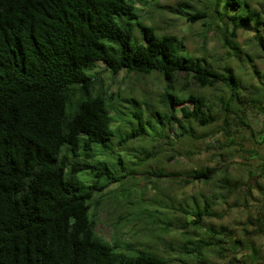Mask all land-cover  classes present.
Returning a JSON list of instances; mask_svg holds the SVG:
<instances>
[{
    "label": "trees",
    "instance_id": "1",
    "mask_svg": "<svg viewBox=\"0 0 264 264\" xmlns=\"http://www.w3.org/2000/svg\"><path fill=\"white\" fill-rule=\"evenodd\" d=\"M142 1L0 0V264H264L254 241L264 237V211L246 218L251 229L243 227L240 236L226 224L208 221L223 217L213 205L228 204L241 182L215 167L191 169L179 179L206 184L219 175L211 195L178 199L177 213L161 210L162 201L135 199L125 220L135 219L142 237L120 239L115 230L108 241L97 232L96 191L111 182L123 188V178L154 156L141 144L137 154L130 153V143L147 137L157 142L166 123L178 135L196 139L205 133L198 135L190 122L207 127L220 118L230 142V122L256 136L247 114L264 95L260 86L247 90L228 64L216 67L188 52L176 35L141 21L136 3ZM187 6L191 11L174 10L190 22L214 24L233 49L238 32L251 30L264 51V5L256 0ZM133 22L140 40L133 39ZM238 51L237 57L252 61L251 53ZM98 62L111 77L120 71L158 74L164 83L161 110L144 99L143 111L130 94L121 99L130 103L129 115L115 124L118 103L97 82ZM181 75L198 88L222 86L217 102L184 91ZM261 161L256 172L263 175L264 157ZM83 172L87 175L80 178ZM233 200L242 206L246 194ZM150 241L177 249L179 257L173 262Z\"/></svg>",
    "mask_w": 264,
    "mask_h": 264
},
{
    "label": "rangeland",
    "instance_id": "2",
    "mask_svg": "<svg viewBox=\"0 0 264 264\" xmlns=\"http://www.w3.org/2000/svg\"><path fill=\"white\" fill-rule=\"evenodd\" d=\"M202 1L204 0H144L136 3V7L141 21L152 25L159 33L176 35L184 41L185 49L188 52L204 56L216 67L225 63L231 66L247 90L251 89L250 85L260 86L264 89V51H259L257 42L253 38L254 31H239L233 42L238 49H233L232 44H226L220 38L214 24L206 25L200 20L190 22L174 10V8H178L191 11L187 5L199 7ZM180 2H184L186 5H177ZM256 2L264 5V0H256ZM132 25L133 39L140 40L139 28L135 22ZM262 34L264 36V30ZM238 50L251 53L252 61H244V57H237L235 51L239 52ZM252 64L258 70L259 77L253 72ZM93 72H96L98 84L118 103V112L116 113L118 118H116L115 124L129 115L128 108H131V105L121 99L130 94L140 101L143 111L147 112L144 99L161 110L162 105L158 99L164 83L158 74L138 76L134 73L125 74L124 71H120L116 76L111 77L108 70H104L101 62L96 64ZM178 85H184V91L193 90L203 94L209 102H217V96L223 88L222 86H218L216 89L198 88L184 75L179 77ZM118 97L120 100H117ZM187 104L191 105L189 102ZM247 117L256 136H251L250 130L238 128L230 122L228 133L233 136L234 143L229 141L227 133L222 128V118L207 127H199L195 122H190L198 135L205 133L196 139L178 135V129L171 130L170 124L166 123L161 131V136L156 137L157 142L147 137L143 141L130 143L132 148L130 153H135V149L139 148L141 144L152 150L154 156L147 158L142 165H137L133 175L123 178L125 180L123 188L118 186V182H111L103 190L96 191L94 198L97 201L96 208L97 212H100L101 218L97 226L98 234L108 241L111 240L115 230L120 239L130 236L135 238V234L142 237L141 225L135 224V219L125 220V217H129L127 212L135 209V199L138 197H141L145 202L151 199H155L159 203L162 201V206L159 208L169 215L177 213L174 206L177 200L182 197L199 196L201 193L211 195L215 190L214 184L218 183L219 175L215 176L214 181L206 184L197 181L191 183L179 181V179L187 177V171L207 166L215 167L217 172L225 169L232 178H239L241 181L239 190L229 196L228 204L213 205L216 209L224 211L223 217L211 218L208 221L226 224L238 236L243 234V227H247L246 229L249 231L251 227L245 225L246 218L264 211V174L256 172V165L262 163L261 158L264 157V140L259 142V134L264 131V95L258 106L248 110ZM86 175L83 172L78 176L81 178ZM110 190H113L112 193L108 192ZM120 192L124 193L123 196L119 195ZM238 193L240 196L243 193L246 194V203L242 206L232 205L233 199ZM116 222H119V228L116 226ZM176 235L177 233L171 238L175 248L176 243L179 242ZM251 236L250 234L249 237ZM254 241L256 245L260 246L261 253L264 254V237H256ZM149 243L159 253L171 257L173 262L179 257L177 249H173L163 242L150 241ZM220 263L225 264L222 261Z\"/></svg>",
    "mask_w": 264,
    "mask_h": 264
}]
</instances>
